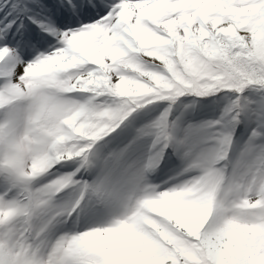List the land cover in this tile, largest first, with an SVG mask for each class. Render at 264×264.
Segmentation results:
<instances>
[{"label":"snow or ice","instance_id":"1","mask_svg":"<svg viewBox=\"0 0 264 264\" xmlns=\"http://www.w3.org/2000/svg\"><path fill=\"white\" fill-rule=\"evenodd\" d=\"M59 11L73 23L82 22L64 31L38 24L56 41L46 54L24 63L15 49L0 47L11 56L0 71V94L12 91L18 64L41 62L59 71L60 82L80 89L63 92L69 100L103 108L111 103L110 92H144L126 103L113 131L137 108L187 93L209 94L200 91L201 83H215L211 93L264 88V0H66ZM64 183L69 187L73 181L64 177ZM195 184L191 179L163 191L150 189L155 203L142 226L116 221L71 236L79 248L68 264H264V173L249 185L258 193L252 199L262 203L244 213L237 228H218L215 211L198 230L184 227L192 220L188 201ZM24 214H31V206ZM6 223L11 233L5 238L0 228V264H22L18 238L23 228L15 217ZM24 235L31 242L29 232Z\"/></svg>","mask_w":264,"mask_h":264},{"label":"rangeland","instance_id":"2","mask_svg":"<svg viewBox=\"0 0 264 264\" xmlns=\"http://www.w3.org/2000/svg\"><path fill=\"white\" fill-rule=\"evenodd\" d=\"M30 1L10 0L14 9L12 15L4 7L0 10V16L6 14L4 21L0 22V47L7 44L9 48L15 49L24 63L40 53L46 54L56 43L54 39H46V33L38 26L44 24L57 27L53 20L34 15L26 18L25 12L30 10ZM49 1L52 5L47 8H53V13L60 16L59 8L66 0ZM14 16L18 18L17 21L10 22V17ZM81 22L72 21L69 27H63L62 24L60 29L76 28ZM31 26L42 36L37 42L42 43V46L25 39L23 35L20 36L23 40H16L17 34L26 33ZM5 69L6 66L0 64V71ZM19 71L15 67L16 74ZM253 93L264 95V88L251 85L241 92L222 90L209 93V97L205 94L200 97H195L197 94H186L181 95L184 97L159 100L137 108L115 130L93 144L85 162H63L45 176L28 182L26 186L0 170V204L25 203L29 193L41 192L49 181L71 177V186L49 200H42L30 216L25 218L31 241L41 251H45L63 238L91 228L108 226L119 215L118 199L104 205L85 199L71 216L65 215V209H69L74 202L75 182L83 185L108 172L113 167V158L117 156L122 157L121 164L125 167L148 165L146 183L156 191L177 187L202 175L206 170L219 175L222 189L232 182H242L249 186L253 180L258 182L264 173V125L258 122L259 118L264 117V101L258 99L252 102L247 96ZM234 94L238 97L246 96L245 101L235 103ZM165 112L167 116H163L164 127L161 132L157 125ZM120 171V167H115L113 174Z\"/></svg>","mask_w":264,"mask_h":264},{"label":"clouds","instance_id":"3","mask_svg":"<svg viewBox=\"0 0 264 264\" xmlns=\"http://www.w3.org/2000/svg\"><path fill=\"white\" fill-rule=\"evenodd\" d=\"M11 56L7 50H0V64L9 63ZM19 75L13 72L12 91L0 94V170L7 172L16 181L26 186L50 173L65 161L88 159L91 147H79L82 141L103 139L111 130V125L119 119L121 112L130 100L141 99L144 92L135 89L116 95L109 93L111 103L100 108L91 101L66 99L65 91H79L75 84L68 85L59 81V71L47 62L18 64ZM77 83H81L79 79ZM215 83H201L200 91L211 93ZM126 97V99H125ZM104 112L107 115H101ZM159 124L164 127V119ZM66 145L69 147L65 148ZM121 156L113 158V167L90 182L77 184L74 202L65 212L70 216L85 199L104 205L114 199L119 200L120 213L113 222L120 221L129 227H139L145 217L153 211L154 198L146 183L148 165L135 167L121 164ZM120 167L118 174H113ZM79 171V168H77ZM194 198L188 201L192 220L184 225L187 230L203 227L213 217L218 228L228 229L242 226L243 214L261 205L260 199H252L257 192L250 190L242 182H232L221 188V178L211 170H206L196 178ZM67 184L64 178L49 181L41 192L29 193L25 203L0 204V208H19V213L0 212V228L5 238L11 233L7 227L10 217L23 228L19 236L22 264H68L69 259L78 251L79 242L66 237L51 245L49 250L41 251L35 243L28 242L24 233L28 216L24 209L31 206L34 210L38 200L46 201L59 194Z\"/></svg>","mask_w":264,"mask_h":264},{"label":"bare ground","instance_id":"4","mask_svg":"<svg viewBox=\"0 0 264 264\" xmlns=\"http://www.w3.org/2000/svg\"><path fill=\"white\" fill-rule=\"evenodd\" d=\"M30 2H31L30 3V5H31L30 10L25 12L26 18H28L29 15L39 16L40 18H44L45 20L47 18H49L56 23L57 27H54V28H57L60 31H61L60 25L64 24L63 27H69L70 23L72 22L71 19H67L66 17H64L62 15L56 16V14H54L52 11L53 8L49 10L47 8V6L52 5V3L49 0H41V1L40 0H31ZM33 2H35V3H33ZM3 7L7 9V12H9L10 15H12L14 9H13V6L11 5L10 0H0V10ZM0 12H2V11H0ZM7 16H9V15H7ZM5 18H6V14L5 15L3 14L2 16H0V22H3ZM17 19L18 18L15 16L12 18L10 17V20H12L10 22H15V21H17ZM76 21H79V19L77 18ZM21 35H23L25 37V39H29L35 44H37V42L40 41L42 38V36H39V31H36V29L32 26L29 30L26 31V33L20 32L19 34H17L15 36L17 38L16 39L17 41L23 40L22 37H20ZM46 36H47L46 39H48V40L53 39L51 36H48V35H46ZM17 43L18 42H16L15 45ZM37 45L42 46L43 44L38 43Z\"/></svg>","mask_w":264,"mask_h":264},{"label":"trees","instance_id":"5","mask_svg":"<svg viewBox=\"0 0 264 264\" xmlns=\"http://www.w3.org/2000/svg\"><path fill=\"white\" fill-rule=\"evenodd\" d=\"M190 94H193V93H187V95H190ZM184 95H186V94H184ZM205 95H207L209 97V94H205ZM181 97H184V96H181ZM195 97H200V96L198 95V96H195ZM245 97L246 96L238 97V96H235V94H234L233 95V98H234L233 100L235 101V103L241 104V102L245 101ZM247 97H250L252 102H255V100H258V99L264 101V95L263 94L253 93L251 95H248ZM258 122H259V124L261 126L264 125V117L259 118Z\"/></svg>","mask_w":264,"mask_h":264}]
</instances>
